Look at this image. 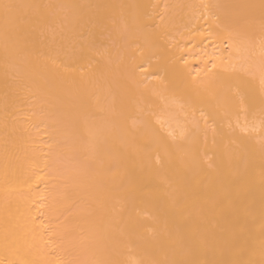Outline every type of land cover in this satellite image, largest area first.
Listing matches in <instances>:
<instances>
[{"label":"bare ground","instance_id":"1","mask_svg":"<svg viewBox=\"0 0 264 264\" xmlns=\"http://www.w3.org/2000/svg\"><path fill=\"white\" fill-rule=\"evenodd\" d=\"M0 264H264V0H0Z\"/></svg>","mask_w":264,"mask_h":264}]
</instances>
